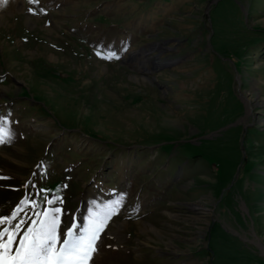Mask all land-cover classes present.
Here are the masks:
<instances>
[{
	"label": "rangeland",
	"instance_id": "obj_1",
	"mask_svg": "<svg viewBox=\"0 0 264 264\" xmlns=\"http://www.w3.org/2000/svg\"><path fill=\"white\" fill-rule=\"evenodd\" d=\"M18 1L0 216L82 230L123 195L91 264H264V0Z\"/></svg>",
	"mask_w": 264,
	"mask_h": 264
},
{
	"label": "snow or ice",
	"instance_id": "obj_2",
	"mask_svg": "<svg viewBox=\"0 0 264 264\" xmlns=\"http://www.w3.org/2000/svg\"><path fill=\"white\" fill-rule=\"evenodd\" d=\"M7 3L8 0H0V7ZM28 3L36 4L38 0H28ZM40 11L43 12V9ZM29 12L33 13V9L29 8ZM123 49L126 50V46ZM105 58L110 60L115 56L110 52ZM8 124V120L0 119V145L10 143L14 138ZM0 179L10 178L0 176ZM44 199L49 206L62 203L59 198L53 200L45 196ZM124 200L125 197L119 195L109 204L99 206L101 210L90 211L88 222L82 230L73 222L62 233L58 232L63 211L61 207L44 208L34 212L35 219L26 221L20 217V211L29 206L28 201L20 200L18 210H14L10 216H0V264H91L98 252L102 233L113 216L119 213ZM31 207H35V202ZM21 229H24L23 232Z\"/></svg>",
	"mask_w": 264,
	"mask_h": 264
},
{
	"label": "bare ground",
	"instance_id": "obj_3",
	"mask_svg": "<svg viewBox=\"0 0 264 264\" xmlns=\"http://www.w3.org/2000/svg\"><path fill=\"white\" fill-rule=\"evenodd\" d=\"M19 1H20V0H19ZM19 1H18V2H19ZM19 3H20V2H19ZM3 7H4V6H3ZM3 7H1V8H3ZM256 104H257V103H256ZM257 105H258V104H257Z\"/></svg>",
	"mask_w": 264,
	"mask_h": 264
}]
</instances>
